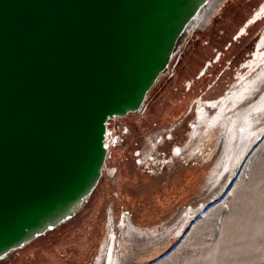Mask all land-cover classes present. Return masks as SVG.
Returning a JSON list of instances; mask_svg holds the SVG:
<instances>
[{
    "label": "water",
    "instance_id": "1",
    "mask_svg": "<svg viewBox=\"0 0 264 264\" xmlns=\"http://www.w3.org/2000/svg\"><path fill=\"white\" fill-rule=\"evenodd\" d=\"M212 0H0V259L76 214L105 122L142 112Z\"/></svg>",
    "mask_w": 264,
    "mask_h": 264
},
{
    "label": "rangeland",
    "instance_id": "2",
    "mask_svg": "<svg viewBox=\"0 0 264 264\" xmlns=\"http://www.w3.org/2000/svg\"><path fill=\"white\" fill-rule=\"evenodd\" d=\"M261 1L228 0L211 24L187 37L150 90L144 111L110 120L123 141L79 211L10 251L0 264H92L109 228L123 244L116 247L121 264H264V133L263 140L252 141L264 128V108L254 111L250 160L230 187L234 164L208 179L213 168L221 171L216 163L226 131L217 126L212 135L193 139L194 145L200 139L202 150L185 148L170 160L173 146L189 140L199 99L217 98L260 71L262 61H247L264 33V16L237 33ZM263 90L264 81L227 114L247 108ZM207 202L201 217L183 224L189 206ZM123 215L152 236L123 240Z\"/></svg>",
    "mask_w": 264,
    "mask_h": 264
},
{
    "label": "bare ground",
    "instance_id": "3",
    "mask_svg": "<svg viewBox=\"0 0 264 264\" xmlns=\"http://www.w3.org/2000/svg\"><path fill=\"white\" fill-rule=\"evenodd\" d=\"M228 0H212L207 8L201 13L198 19L191 26L187 37L193 35L198 30H204L209 24L212 23L213 18L217 13H220L225 3ZM262 16H264V0L260 2L255 11L247 19L246 23L239 29L237 35L242 34L245 31V25L258 21ZM187 41V39L185 40ZM182 48V47H181ZM180 48V50H181ZM179 50V51H180ZM178 51V52H179ZM177 52V53H178ZM176 53V54H177ZM253 57L248 60V64L256 63L262 61V66L257 75L253 78L243 79L238 87L228 88L222 95L214 99L198 100L196 114L197 119L191 122L192 130L189 133L188 141L181 147L179 145L173 146V155L170 160H173L174 156L182 154L185 148L191 150H202L200 139L198 144H193V139L195 137L203 138V136H210L217 126L219 129L226 131V140L224 144L223 155L218 159L216 166L220 165L221 171L213 168L210 172L209 181L216 180L221 172L227 169L230 165L234 164L235 167L232 168V173L227 181V187L233 183V181L239 176L241 171L246 167L250 160V150L249 139L254 133L252 124L254 122V111L257 109L264 108V90L258 97V99L249 105L247 108L241 109L236 113L227 114L226 111L232 110L241 101L247 98L248 95L253 94L260 84L264 81V33L257 41L256 48L253 52ZM215 108L214 113H209L208 108ZM264 128L254 136L252 141L263 140ZM251 143V142H250ZM242 169V170H241ZM223 190L224 194L227 189ZM221 197L218 200H221ZM223 202V201H222ZM211 202L206 204H200L196 208L189 206L185 213L182 215V222L191 221L201 217L207 206H210ZM200 210L201 215H197V211ZM206 215V214H205ZM109 220L112 221V217L109 214ZM181 222V223H182ZM186 224V223H185ZM119 226L122 230V239L128 241L132 236H152L153 231H143L141 228L136 227L128 217L124 215L120 219ZM172 231V230H171ZM123 246L121 240H117V236L112 228H109L108 234L103 241L99 253L95 256L94 262L92 264H121L118 250L116 247Z\"/></svg>",
    "mask_w": 264,
    "mask_h": 264
},
{
    "label": "built area",
    "instance_id": "4",
    "mask_svg": "<svg viewBox=\"0 0 264 264\" xmlns=\"http://www.w3.org/2000/svg\"><path fill=\"white\" fill-rule=\"evenodd\" d=\"M113 118L114 117L108 119L105 122L106 129H105V136H104V145L107 149L106 160L111 156L112 149L123 141L122 137L120 135H116L114 131L112 130L110 120ZM136 154L138 155V152Z\"/></svg>",
    "mask_w": 264,
    "mask_h": 264
}]
</instances>
